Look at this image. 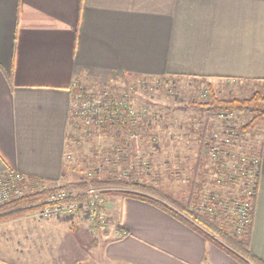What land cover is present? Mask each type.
<instances>
[{
    "label": "crops",
    "instance_id": "obj_1",
    "mask_svg": "<svg viewBox=\"0 0 264 264\" xmlns=\"http://www.w3.org/2000/svg\"><path fill=\"white\" fill-rule=\"evenodd\" d=\"M264 91V0H0V175L63 178L73 87L113 76ZM250 251L264 263V124ZM104 264H238L156 207L111 198Z\"/></svg>",
    "mask_w": 264,
    "mask_h": 264
},
{
    "label": "rangeland",
    "instance_id": "obj_2",
    "mask_svg": "<svg viewBox=\"0 0 264 264\" xmlns=\"http://www.w3.org/2000/svg\"><path fill=\"white\" fill-rule=\"evenodd\" d=\"M212 84L213 89L224 98L247 97L255 90H262L241 83L237 85L223 83L218 86L215 82ZM103 85L107 87L102 88ZM108 91L120 94L119 101L130 107L134 119L131 124L125 126L127 128L135 126L134 129L137 131L135 138L131 137L132 133L126 127L119 131L110 129L107 132L94 127L86 133V126H90L91 122H87L81 115V109L79 110L83 94L90 96L94 104L102 106L104 104L102 99ZM207 92L204 83L199 80L195 82L188 78L170 76L157 78L113 76L107 84H102L98 80L79 79L73 87L76 116L67 134L80 140L81 152L75 153L67 146L65 149L69 154V158L65 160L67 176L55 187L67 182L80 181L91 172L93 176L102 178L110 174L111 170L117 172L125 169L127 155L122 150V143L125 142L132 143L134 151L131 172L148 178L153 176L160 178V189L164 199L170 197L183 199L186 194L190 162L195 155L196 131L207 119L205 113L186 110L183 106L193 100H204ZM104 108L110 115L106 104ZM109 117L113 120L118 118L113 115ZM216 117L217 114L210 115L209 123L214 127H221L222 124L219 122L221 119ZM239 119L241 123H245L249 117L244 115ZM254 141L260 143V137L257 136L253 140L244 139L237 151L247 153ZM205 175L207 185L202 191L207 194L215 192L209 182L217 177L208 172ZM242 184L243 181L231 180L230 185L219 189L221 197L228 198L229 186H232L233 195L238 197ZM110 200L111 198L105 203L106 214ZM110 231L108 220L105 230H101L102 233L94 230L93 223L86 213L47 218L38 217L35 213L28 214L0 223V264H104L103 252L105 242L110 238Z\"/></svg>",
    "mask_w": 264,
    "mask_h": 264
},
{
    "label": "trees",
    "instance_id": "obj_3",
    "mask_svg": "<svg viewBox=\"0 0 264 264\" xmlns=\"http://www.w3.org/2000/svg\"><path fill=\"white\" fill-rule=\"evenodd\" d=\"M124 77L127 78L129 75H124ZM188 79L195 80V82L199 80L202 84L204 83L208 92L204 100L190 101L183 108L205 113L207 119L196 131L195 155L190 162L191 167L186 180V194L183 199L175 197H165L166 199H164L162 190L160 189V178L154 176L148 178L147 176L144 177L131 172V160L134 155L132 143L127 144L124 142L123 144L122 141V150L127 155L125 169L117 172L111 170V175L107 174L102 178L93 176L91 172L90 175H86L80 181L67 182L60 187L50 186L40 180L30 179V183L45 184L47 188L42 191L29 190L21 197L12 198L9 202L0 205V223L35 213L41 208V206H35V204H44L47 199L59 191H63L67 195H74L73 198L64 202L85 203L88 201L86 192L93 188L98 190L97 196L104 200L115 197L129 198L156 207L200 235L206 243L213 245L238 264H264L257 260L250 251L252 215L256 192L254 197L246 198L242 189L239 196L235 197L231 192L232 186H229L228 198L221 197L219 189L225 185H230L231 180L228 179V171L221 169L220 159H212L209 153V148L215 144L217 148H227L223 140L229 138L228 133L230 132H234L237 136L234 141L236 147L230 149L235 153L241 152L237 151V149L243 144L244 139L253 140V138L257 137L256 128L259 124L264 123V91L255 90L247 97L229 96L224 98L219 96V93L213 89L207 80L198 78ZM106 87V85H103L102 88ZM101 93L103 94L104 92ZM85 96L90 99L91 103H94V100L92 102L90 96ZM119 96L120 94H116V92L108 91L102 99L104 100V104H109H107V109H111V115L118 118L113 120L106 113L100 114L97 122L91 121L90 126H86V133H89L94 127L102 132H107L110 129L119 131V129L125 128L126 124H131L134 115H131L128 105L123 103V101H119ZM127 96L129 97V95ZM116 98H118V101ZM212 114H217V117L221 119L219 120L222 124L221 127H214L209 123V117ZM244 115L248 116L249 119L245 123H241L239 117ZM75 116L72 104L70 109V125H72ZM134 128L135 126L133 125L127 128L130 129L132 133L131 137L133 138H135L137 132ZM67 146L75 153L79 154L81 152L80 140H76L72 136L67 138ZM260 148L261 143H255L254 141L248 152L244 153L247 157L257 156L260 158ZM64 155L65 160L69 158L68 152L65 151ZM65 169L64 165L62 179H65L67 176ZM207 172L208 174H215L217 177L209 182V185L215 191L209 194L202 191L207 185L205 182L207 178L205 173ZM225 179H228L230 182ZM235 181H238V179H234ZM245 200L250 204L249 222L241 226L240 220L231 204L233 202L243 203ZM93 211L95 214L93 228L97 232H101L102 229L99 225L101 208L96 202H94Z\"/></svg>",
    "mask_w": 264,
    "mask_h": 264
},
{
    "label": "built area",
    "instance_id": "obj_4",
    "mask_svg": "<svg viewBox=\"0 0 264 264\" xmlns=\"http://www.w3.org/2000/svg\"><path fill=\"white\" fill-rule=\"evenodd\" d=\"M107 104L108 103H106V105ZM104 106L105 104L100 106L98 103H91L90 99L87 98L85 94H83V101L80 103L79 110L81 109V115H83L87 122H97L99 115L106 113L105 109L103 110ZM108 110L110 111L111 109ZM106 115L108 114L106 113ZM229 118H231V116H229ZM228 137L229 138L223 140V142L227 145V148H217V145L215 144L209 148L210 156L214 160L220 159V167L221 169L228 171L229 180L234 181V179L237 178L238 181H243L242 189L244 191V195L246 198H252L256 192L261 160L257 156L247 157L243 153H235L234 151L230 150L236 147L234 141L237 136L234 134V132H230L228 133ZM46 188L47 186L45 184L40 185L36 182L30 183V180L23 175L5 172L4 174L0 175V205L9 202L12 198L21 197L29 190L42 191ZM86 194L88 196V201L85 203L64 202L70 198H73L74 195H67L65 192L59 191L47 199L44 204H35V206H41V208L38 209L35 214L38 217L47 218L69 217L86 213L89 216V220L94 223L95 214L93 211V206L94 202H96L101 208L99 225L102 230H105L108 220L107 214L104 210L106 200L98 197V190L93 188L89 189ZM231 205L233 206L235 213L240 220V225H246L249 222L250 204L245 200L243 203L233 202Z\"/></svg>",
    "mask_w": 264,
    "mask_h": 264
}]
</instances>
